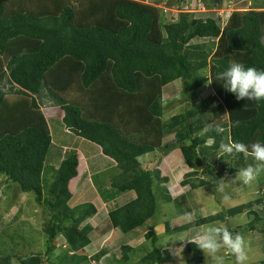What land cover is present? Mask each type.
I'll return each mask as SVG.
<instances>
[{
	"label": "trees",
	"instance_id": "1",
	"mask_svg": "<svg viewBox=\"0 0 264 264\" xmlns=\"http://www.w3.org/2000/svg\"><path fill=\"white\" fill-rule=\"evenodd\" d=\"M194 39L215 40L214 50L210 53L203 43L191 45ZM234 62L264 69L263 7L234 11L222 26L219 18L188 14L162 24L159 9L140 0H0V176L20 192L32 193L47 212L46 256L61 235L70 258H75L73 264L87 260L84 248L91 242L92 227L83 223L96 208L91 203L68 205L85 162L74 147L62 153L52 144L32 96L41 101L45 92L60 107V125L69 138L91 142L113 164L110 226L125 236L148 224L143 238L152 249L136 264H160L154 184L168 182L158 165L163 157L179 150L191 169L179 186L193 192L248 166L251 152L226 156L219 152L221 143L264 141V101L237 100L222 81H215ZM176 81L183 97L206 84L212 94L168 114L162 91ZM168 135L173 136L170 144L165 142ZM156 151L157 156L146 157ZM52 152L60 159L47 166ZM150 164L153 167L147 168ZM47 171L55 176L44 191ZM99 187L105 189L102 183ZM163 188L164 198L173 202ZM127 192L134 198L116 205L117 194ZM263 196L210 215H192L193 227L241 214L253 216L249 227L254 230L258 219L252 208ZM176 209L178 216L190 214L179 203ZM187 226L172 229L165 223L164 232ZM131 249L120 246L122 261H128ZM185 249L191 254L186 264H202L194 243L188 242ZM12 257L0 255V264H11ZM15 259L19 264L43 263L40 254Z\"/></svg>",
	"mask_w": 264,
	"mask_h": 264
},
{
	"label": "rangeland",
	"instance_id": "2",
	"mask_svg": "<svg viewBox=\"0 0 264 264\" xmlns=\"http://www.w3.org/2000/svg\"><path fill=\"white\" fill-rule=\"evenodd\" d=\"M141 2L148 3L156 6L159 9L160 19L162 24L168 22H175L181 14H188L193 18H219L221 25H225L229 16L234 11H247L250 8L264 5V0H140ZM203 43L208 51L214 50L215 40L213 39H194L190 42L193 44ZM212 94L210 86L204 85L203 88L197 90L194 94L188 97H183L180 93L179 82L176 81L166 88L163 94L164 110L168 114H175L187 105H192L199 99ZM60 119V117H57ZM61 135L64 137L70 136L69 133L62 129ZM173 136L168 135L165 142L168 144L173 142ZM67 143H69L68 138ZM73 142V143H72ZM209 144L211 141L208 142ZM70 144L78 147L82 152L83 157L87 158L85 151L94 148V145L83 139L71 136ZM70 147L69 145H66ZM174 148V146H172ZM72 150L71 148H69ZM62 150L64 153L67 150ZM159 151L150 153L146 157L157 156ZM163 154V153H162ZM145 157V158H146ZM48 164L57 165L60 156L56 152H52L48 157ZM101 164L103 158H100ZM155 160V159H154ZM156 159L155 161H157ZM89 163L93 166L92 160ZM158 163V162H157ZM248 166L254 164L253 157L247 159ZM161 170L168 176V182L159 185L154 184V192L156 194L158 209L155 214V228L158 234V242L156 247L160 248L163 254V260L160 264H186V259L191 257L190 253L186 252L185 246L189 241H180L187 239L195 234L197 231L211 226L228 227L233 232L241 233L247 242L246 252L248 255L247 264H264V173L251 183L244 184L242 182L232 181L235 179L237 173L233 175L223 176L221 180L214 184H208L205 187L194 190H189V186H179V182L183 179L184 175L191 171L182 158L177 148L162 159L158 164ZM147 168L153 167V164L147 165ZM92 171L93 169L90 168ZM85 175L89 178L87 171ZM53 174V175H52ZM111 177L116 175L115 168H106L99 172L97 175L93 174L89 181L95 193L99 195V199L93 202L97 205V215H91L84 221L91 225L92 231L89 234L91 240L90 245L84 248L87 260L79 264H136L140 261L141 257L152 249L150 241L143 238V232L147 229L148 224L137 228L135 231L123 236L110 226L107 217V211L111 206V199L107 195H103L97 188L96 184L101 185V181L105 180L106 176ZM55 172L47 171L43 176V190L45 186L53 180ZM109 177V176H108ZM223 182L224 191L218 190V183ZM108 185V184H107ZM163 187H167L173 202L170 203L164 198L165 191ZM175 187H178L175 189ZM100 188V187H99ZM164 189V188H163ZM83 192L85 190L78 189L73 201H69L68 205L74 207L79 204V199H83ZM190 191V192H189ZM87 193V192H86ZM111 194V193H109ZM227 195L228 199L225 200L224 196ZM257 197H262L261 204L253 206L252 210L256 211L258 221L254 225V230H251L249 223L253 216L238 215L233 218L227 219L225 222H213L201 226L200 229H194V220L192 215L200 213L201 216L210 215L215 212L224 211L225 209L236 206L240 203L250 201ZM78 196V197H77ZM133 192H128L127 197L134 198ZM85 198V197H84ZM122 200L116 204L120 205ZM187 210L191 216V220L186 215L178 216L176 206ZM115 205V206H116ZM95 207V206H94ZM198 210V211H196ZM48 220L47 212L43 210L38 204L35 203V196L32 193H22L15 184L6 182L3 176H0V255L9 254L12 257L11 264H19L15 259L17 256H29L30 254H40L43 258L42 264H73L75 258H70L65 242L61 235H58L55 242V249L50 256L44 254L45 251V235L43 233V226ZM168 223L172 229L181 225H189L187 229L180 232H164V224ZM262 228V231H261ZM256 229V230H255ZM127 244L132 249L128 253V261L124 262L121 259L122 252L120 246ZM100 250L106 254L100 256ZM103 253V254H104ZM203 257L202 264H213L212 260L200 249ZM226 256V264H234V258L230 252L224 250ZM100 256V257H99Z\"/></svg>",
	"mask_w": 264,
	"mask_h": 264
},
{
	"label": "clouds",
	"instance_id": "3",
	"mask_svg": "<svg viewBox=\"0 0 264 264\" xmlns=\"http://www.w3.org/2000/svg\"><path fill=\"white\" fill-rule=\"evenodd\" d=\"M215 81H222L223 87L234 94L237 100L264 101V69L234 62L218 73ZM51 109L48 106H42L40 112L46 117V115H51ZM215 131L222 132L223 129L217 128ZM219 152L226 156L237 153L248 154L249 152L252 154L255 163L237 171V175L232 181L248 184L264 173V141L258 140L250 145L238 141L231 144L221 143ZM221 157L223 158V156ZM217 185L218 190L223 192V182H219ZM224 199L227 200L228 196L225 195ZM189 220H191V217H189ZM185 240L194 243L199 249L203 250L213 264H226L224 250L231 253L234 264H247L248 255L245 237L241 233L233 232L226 226L207 227L180 241Z\"/></svg>",
	"mask_w": 264,
	"mask_h": 264
},
{
	"label": "crops",
	"instance_id": "4",
	"mask_svg": "<svg viewBox=\"0 0 264 264\" xmlns=\"http://www.w3.org/2000/svg\"><path fill=\"white\" fill-rule=\"evenodd\" d=\"M258 7H263L264 8V6L262 4H260V6H258ZM165 91H166V88H163L162 95L164 94ZM44 93H43L44 97L42 96V100H41L42 102L40 100H38V98H36V96H32V97L35 99V103L40 107V111H41V107L42 106H48L49 108H52L51 109L52 110L51 115H46V117H44L43 114L41 113V115L44 118L45 122L48 124L52 144L55 145V146L59 145L60 148H62L63 150H67V151L70 150L69 148L72 149V147H74L75 150H77L81 154V156L83 157V154H82L81 151L78 150V147L75 146V145L73 146V144H70L71 138H69V136L68 137H64L63 135H61V131H62L63 127L60 125V119L57 118L58 116L60 117V107L57 104H55L52 100L47 99V97L45 96ZM66 138H68L69 143L66 142L67 141ZM66 145H69L70 147H68ZM85 154L87 156V158L83 157L84 162H85V168H84L83 173L81 174V176H80V178H79V180H78V182H77V184H76V186L74 188L73 197L71 198V201H73L74 197L76 196L77 188L85 190V192L82 191L83 196L81 195V197L83 199H79L78 198V200H80L78 205L83 204V203H91V204H93L95 206V208H96V212H95L94 215H97L98 207L93 201L95 199H99V195L97 193H95L94 189L92 188L93 187L92 186L93 182L91 183L89 181V179H90L91 176H93V174L97 175L102 170H104L106 168H112L114 166H113V164L110 165L108 159L105 156L101 155L100 151H98V149L95 146H94L93 149H90L89 151H85ZM165 157L166 156H164L163 159ZM100 158L104 159L103 160L104 163L101 164V162H100L101 159ZM89 159L92 160L93 166L89 163ZM90 168H92L93 170L91 171ZM84 171H87V173L90 176L89 178L85 175ZM108 176H106L105 180L101 181V183L103 184V187L105 189L101 188L102 190H100V191L102 193H104L105 195H107V193H108V195H109V197H110V199L112 201V199L114 197L112 198V191L110 189V175H108ZM97 188L99 189V185L98 184H96V189ZM109 193H111V194H109ZM127 193L120 194V195L117 194V197H116L117 198V202L119 203L124 198H127ZM112 203L115 204L114 202H112ZM74 206H76V205H74Z\"/></svg>",
	"mask_w": 264,
	"mask_h": 264
},
{
	"label": "built area",
	"instance_id": "5",
	"mask_svg": "<svg viewBox=\"0 0 264 264\" xmlns=\"http://www.w3.org/2000/svg\"><path fill=\"white\" fill-rule=\"evenodd\" d=\"M46 114V113H45Z\"/></svg>",
	"mask_w": 264,
	"mask_h": 264
}]
</instances>
